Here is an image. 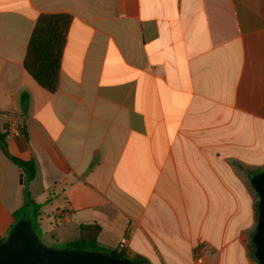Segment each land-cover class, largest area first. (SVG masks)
<instances>
[{"label": "crops", "instance_id": "0c3cea01", "mask_svg": "<svg viewBox=\"0 0 264 264\" xmlns=\"http://www.w3.org/2000/svg\"><path fill=\"white\" fill-rule=\"evenodd\" d=\"M40 14L70 16L54 92L23 69ZM0 133L47 240L96 224L149 264H257L264 0H0ZM21 174L0 149V239Z\"/></svg>", "mask_w": 264, "mask_h": 264}, {"label": "trees", "instance_id": "16d2710c", "mask_svg": "<svg viewBox=\"0 0 264 264\" xmlns=\"http://www.w3.org/2000/svg\"><path fill=\"white\" fill-rule=\"evenodd\" d=\"M69 22L70 16L66 14H40L36 18L33 30L28 40L23 59V69L39 86L48 92H54L58 85L60 61L66 41V32ZM26 101L27 95L23 94L21 96V108H25ZM0 149L3 154L21 170L23 174L24 202L21 208L13 213L14 223L12 228L21 220H30L33 230L40 238L39 226L36 219L39 214L40 205L31 198L28 190L29 183L35 178L34 162L32 160L24 161L9 155L7 152V144L4 133H0ZM256 197L257 201L254 204V209L255 219L257 221V194ZM30 208H32V215L29 214ZM99 232L100 227L96 224L80 225L77 238L66 243V249L64 250L79 248L85 252L106 253L123 260L132 261L136 264H149L147 261L142 260L139 257H129L121 247H117L109 252L96 250L98 245L97 236ZM254 232L255 228L250 235L249 252L251 258L258 264L254 255L255 247L252 242ZM5 240L6 237L0 239V242H4Z\"/></svg>", "mask_w": 264, "mask_h": 264}, {"label": "water", "instance_id": "95a60500", "mask_svg": "<svg viewBox=\"0 0 264 264\" xmlns=\"http://www.w3.org/2000/svg\"><path fill=\"white\" fill-rule=\"evenodd\" d=\"M22 177V174L20 175ZM258 196V216L252 242L258 264H264V171L251 182ZM0 264H136L102 252L79 248L56 250L47 247L31 226L30 220L14 225L0 242Z\"/></svg>", "mask_w": 264, "mask_h": 264}, {"label": "rangeland", "instance_id": "374dc122", "mask_svg": "<svg viewBox=\"0 0 264 264\" xmlns=\"http://www.w3.org/2000/svg\"><path fill=\"white\" fill-rule=\"evenodd\" d=\"M44 215L47 214V210L44 209ZM32 215V208H30V211H29ZM40 213L38 214L37 218L39 217ZM36 218V219H37ZM39 234H40V240L49 248H52V249H56V250H64L66 249V243L63 242L61 239L60 240H57V241H49L47 240L41 233H40V230H39ZM250 247V245H249ZM96 250H99V251H105V252H109L110 250L104 246H101V245H97L96 247Z\"/></svg>", "mask_w": 264, "mask_h": 264}, {"label": "built area", "instance_id": "2783aa9c", "mask_svg": "<svg viewBox=\"0 0 264 264\" xmlns=\"http://www.w3.org/2000/svg\"><path fill=\"white\" fill-rule=\"evenodd\" d=\"M15 133H16V134H18L19 132H18V131H16ZM123 241H124V240H123Z\"/></svg>", "mask_w": 264, "mask_h": 264}]
</instances>
